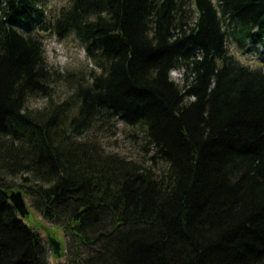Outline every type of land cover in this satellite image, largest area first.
Here are the masks:
<instances>
[{
  "label": "trees",
  "instance_id": "16d2710c",
  "mask_svg": "<svg viewBox=\"0 0 264 264\" xmlns=\"http://www.w3.org/2000/svg\"><path fill=\"white\" fill-rule=\"evenodd\" d=\"M44 2L0 0V264H50L18 186L62 229L64 264H264V69L228 48L264 56V0H70L52 18ZM46 32L73 34L97 71L75 103L32 112ZM114 117L140 159L83 137Z\"/></svg>",
  "mask_w": 264,
  "mask_h": 264
},
{
  "label": "rangeland",
  "instance_id": "374dc122",
  "mask_svg": "<svg viewBox=\"0 0 264 264\" xmlns=\"http://www.w3.org/2000/svg\"><path fill=\"white\" fill-rule=\"evenodd\" d=\"M69 1L45 0L44 13L46 18L57 15L61 8L68 6ZM42 40L44 56L52 75L47 88L38 90L26 99V106L32 112L46 109L49 105L62 103L65 100L75 103L74 98H72L74 86L77 82L82 84L89 82L92 72L97 71L92 60L87 58L85 54L84 45L73 34L59 38L51 32H46L42 33ZM228 48L240 62L250 67H262L264 69V60H261L255 51V49L261 51L262 47L260 45L252 48L249 44L246 49L240 50L233 44H228ZM90 123L91 127L83 132V137L96 140L106 152H115L129 159L138 160L141 158L140 137L138 134H134L133 128L128 126L122 119L119 117L109 119L92 118ZM14 182L17 185H28V181H25L23 176L15 177ZM13 190L14 192L22 191V196L29 211L24 216L26 222L34 225L46 241H49L48 235L58 240L62 245V251H64L66 240L62 229L42 218L39 212L31 206L30 197L25 194L21 186L15 187ZM13 190L10 192H13ZM47 244L49 243L47 242ZM48 260L50 264H64L66 254L57 256L52 252L50 246Z\"/></svg>",
  "mask_w": 264,
  "mask_h": 264
},
{
  "label": "water",
  "instance_id": "95a60500",
  "mask_svg": "<svg viewBox=\"0 0 264 264\" xmlns=\"http://www.w3.org/2000/svg\"><path fill=\"white\" fill-rule=\"evenodd\" d=\"M9 198L13 203L14 207L16 208V210L18 211L21 218L28 214L29 211L21 191L11 192L9 194ZM48 240L52 247L53 253L59 256L61 254V248H62L61 243L58 240H56L54 237H51L50 235H48Z\"/></svg>",
  "mask_w": 264,
  "mask_h": 264
},
{
  "label": "bare ground",
  "instance_id": "6f19581e",
  "mask_svg": "<svg viewBox=\"0 0 264 264\" xmlns=\"http://www.w3.org/2000/svg\"><path fill=\"white\" fill-rule=\"evenodd\" d=\"M13 191H14V190H13ZM21 192H22V191H21ZM7 196H8L7 198H9V194H7ZM9 199H10V198H9ZM10 201H11V200H10ZM10 203H11V202H10ZM12 204H13V203H12ZM27 224H28V223H27Z\"/></svg>",
  "mask_w": 264,
  "mask_h": 264
}]
</instances>
